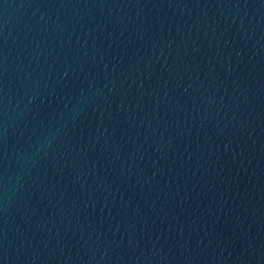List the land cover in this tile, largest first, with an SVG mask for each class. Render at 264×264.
Masks as SVG:
<instances>
[{"label":"water","instance_id":"95a60500","mask_svg":"<svg viewBox=\"0 0 264 264\" xmlns=\"http://www.w3.org/2000/svg\"><path fill=\"white\" fill-rule=\"evenodd\" d=\"M0 264H264V0H0Z\"/></svg>","mask_w":264,"mask_h":264}]
</instances>
